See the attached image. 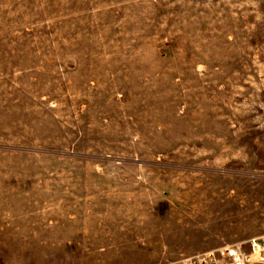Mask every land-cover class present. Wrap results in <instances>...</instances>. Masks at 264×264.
<instances>
[{
    "label": "rangeland",
    "instance_id": "obj_1",
    "mask_svg": "<svg viewBox=\"0 0 264 264\" xmlns=\"http://www.w3.org/2000/svg\"><path fill=\"white\" fill-rule=\"evenodd\" d=\"M254 237L264 0H0V264Z\"/></svg>",
    "mask_w": 264,
    "mask_h": 264
},
{
    "label": "built area",
    "instance_id": "obj_2",
    "mask_svg": "<svg viewBox=\"0 0 264 264\" xmlns=\"http://www.w3.org/2000/svg\"><path fill=\"white\" fill-rule=\"evenodd\" d=\"M161 264H264V237L227 243L205 252Z\"/></svg>",
    "mask_w": 264,
    "mask_h": 264
}]
</instances>
